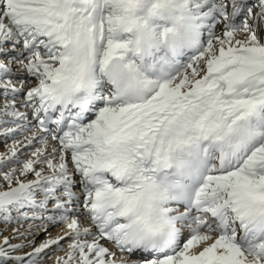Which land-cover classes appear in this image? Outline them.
Segmentation results:
<instances>
[{
    "label": "snow or ice",
    "instance_id": "6c2138e0",
    "mask_svg": "<svg viewBox=\"0 0 264 264\" xmlns=\"http://www.w3.org/2000/svg\"><path fill=\"white\" fill-rule=\"evenodd\" d=\"M0 100V264H264V0H0Z\"/></svg>",
    "mask_w": 264,
    "mask_h": 264
},
{
    "label": "rangeland",
    "instance_id": "374dc122",
    "mask_svg": "<svg viewBox=\"0 0 264 264\" xmlns=\"http://www.w3.org/2000/svg\"><path fill=\"white\" fill-rule=\"evenodd\" d=\"M13 71L16 70V65H13ZM8 144H11V141H8ZM7 151L6 147L4 146V141L2 139H0V154H3ZM27 225H25L26 227ZM12 225H9L7 227V229L5 230V226L2 222H0V236H3V235H10L11 232H12ZM41 234V233H40ZM43 234V233H42ZM14 242H19V241H14ZM47 263V262H45Z\"/></svg>",
    "mask_w": 264,
    "mask_h": 264
},
{
    "label": "bare ground",
    "instance_id": "6f19581e",
    "mask_svg": "<svg viewBox=\"0 0 264 264\" xmlns=\"http://www.w3.org/2000/svg\"><path fill=\"white\" fill-rule=\"evenodd\" d=\"M0 102H2V100H0ZM57 231H58V230H53V235H55ZM42 236H43L42 233L36 236V242H37V243H38L39 240L42 238ZM25 250L27 251L28 249H25ZM57 255H63V253H55V255H53V257H52L51 260H49V259L46 258V259H45V262H47V263H45V264H54L55 256H57Z\"/></svg>",
    "mask_w": 264,
    "mask_h": 264
}]
</instances>
